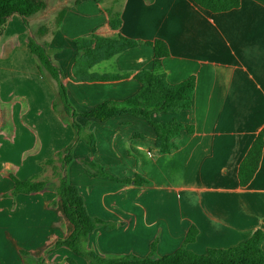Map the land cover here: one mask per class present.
<instances>
[{
    "label": "crops",
    "instance_id": "obj_1",
    "mask_svg": "<svg viewBox=\"0 0 264 264\" xmlns=\"http://www.w3.org/2000/svg\"><path fill=\"white\" fill-rule=\"evenodd\" d=\"M115 19L122 22L119 29L111 27ZM42 27L48 30L44 34ZM94 35L124 36L138 44L89 69L120 78L75 82L73 40ZM30 37L50 49L77 113L136 94L141 84L135 75L142 70L164 75L170 84L195 77L189 110L152 115L153 121L176 119L192 130L184 128L174 138L169 154L157 148L153 126L129 114L104 122L78 116L77 137L55 82L39 70ZM155 40L166 42L168 57L155 55L148 44ZM88 134L94 135V146L86 142ZM259 134L264 137V0H242L239 8L223 13L193 0H47L28 25L13 14L0 34V264H68L67 259L88 264L67 247L48 253L73 230L53 187L11 195V176L56 184L46 162L57 160L69 145L68 181L78 187L91 216L114 225L97 228L84 242L86 251L146 256L157 242L154 254L161 257L192 233L186 248L203 254L238 245L256 230L264 233V149L251 182L242 187L238 180L239 165ZM85 161L120 181L140 176L145 182L94 177Z\"/></svg>",
    "mask_w": 264,
    "mask_h": 264
},
{
    "label": "trees",
    "instance_id": "obj_2",
    "mask_svg": "<svg viewBox=\"0 0 264 264\" xmlns=\"http://www.w3.org/2000/svg\"><path fill=\"white\" fill-rule=\"evenodd\" d=\"M193 2L211 13H223L239 8L242 0H193ZM46 7L47 0H0V34L4 31L13 14L22 16L25 24L28 25V18L42 12ZM63 16L64 11L58 13L56 25H60ZM110 24L113 29H119L122 22L120 19H115L111 20ZM47 31V28H40V34ZM73 43L78 51L71 75L75 82L111 81L120 78L119 76L93 74L89 72V69L101 61L136 47L138 44L135 39L124 36L108 38L98 35L76 38ZM148 44L153 47L157 57L169 56L170 52L166 42L155 40L148 42ZM29 48L38 61L40 72L48 74L55 82L60 102L65 111L73 118L72 125L77 137L82 134V126L76 121L78 116L104 122L113 117L129 114L147 120L155 130L157 148L162 154H169L176 148L173 142L174 138L184 128L189 131L192 130L176 119L166 122L153 121L152 115L154 113L177 114L189 110L193 104L195 77L191 76L178 84H170L164 75L142 70L135 75V79L141 84V88L136 94L123 101H104L84 113H77L69 101L67 88L62 79V70L53 62L50 49L32 37L29 38ZM85 140L89 145L94 146L95 137L93 134H88ZM263 149L264 137L259 134L239 165L238 180L240 186H247L258 171ZM72 150L73 145H69L59 154L57 160L46 162L52 166L53 177L58 181L56 184L48 179L39 180L38 177L20 180L11 176L14 183L11 193L13 196L38 193L50 187H53L58 194L63 213L73 230L68 237L57 240L48 250V253L61 247H67L74 255L87 259L88 264H264V251L262 249L264 233L262 230H256L247 240L238 245L228 248H209L203 254L195 253L186 248V245L194 240L192 233L187 234L183 245L177 250L161 257H156L154 254L156 245L154 246L153 243L155 242L151 244V252L146 256L135 254L102 256L94 251L84 250V242L97 228L103 226L106 230H111L113 224L91 216L86 209L84 198L78 187L68 181L65 169L73 160ZM56 161L60 163L59 166L55 164ZM84 164L91 170L89 172L94 177H106L112 181L121 182L94 162L85 161ZM122 182L139 184L145 182V179L136 176L134 179L127 178ZM23 254L28 260H32L28 253ZM67 262L68 264H76L73 259H67ZM33 263L30 262V264ZM35 264H42V262L36 260Z\"/></svg>",
    "mask_w": 264,
    "mask_h": 264
},
{
    "label": "rangeland",
    "instance_id": "obj_3",
    "mask_svg": "<svg viewBox=\"0 0 264 264\" xmlns=\"http://www.w3.org/2000/svg\"><path fill=\"white\" fill-rule=\"evenodd\" d=\"M55 23H56V19H55V21H54ZM122 182V181H121ZM101 227H103V226H101ZM112 227H114V225L112 226ZM104 228V227H103ZM105 229V228H104ZM106 230V229H105ZM156 243L157 242H155V243H153L154 244V246L156 245Z\"/></svg>",
    "mask_w": 264,
    "mask_h": 264
}]
</instances>
